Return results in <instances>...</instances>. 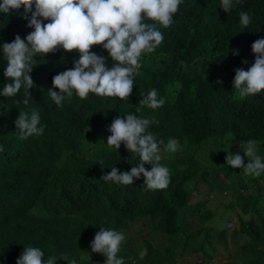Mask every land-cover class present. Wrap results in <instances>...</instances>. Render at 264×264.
Masks as SVG:
<instances>
[{
  "label": "trees",
  "instance_id": "16d2710c",
  "mask_svg": "<svg viewBox=\"0 0 264 264\" xmlns=\"http://www.w3.org/2000/svg\"><path fill=\"white\" fill-rule=\"evenodd\" d=\"M240 11L252 17L247 27L240 24ZM22 12L23 8L0 13V44L11 42L17 34L23 39L33 30L26 26ZM173 20L169 28L160 29L163 43L153 53L142 55L128 101L91 93L81 100L74 94L58 108L47 89L53 76L71 68L78 58L77 53L62 50L34 57L28 105L22 102L23 87L15 97L0 96V264H16L28 244L40 247L45 259L50 252L67 253L78 264H103L105 257L90 249L99 227L125 233L118 253L125 264H176L188 251L210 257L217 248L214 241L207 248L206 241L214 238L215 228L203 226L213 213L207 209V200L194 202L191 197L200 181L210 187L217 183L212 180L215 175L218 182H230L237 190L236 200L228 207L256 218L241 217L239 227L231 231L233 253L209 264H264V191H252L264 181V173L255 179L245 177L225 162L227 151H240L231 142L249 139L260 141L258 154L264 157V90L239 98L232 84L234 69L246 70L254 61L251 44L264 37V0H242L241 6L227 13L220 8V0H183ZM91 50L108 56L101 46ZM245 58L247 65L241 63ZM107 63L111 66L110 58ZM5 66L0 49V91L10 82L3 76ZM153 88L165 104L155 110L141 107L140 94ZM17 100L21 101L18 105ZM32 109L38 110L40 123L47 127L43 135L22 140L14 121L20 111ZM129 112L155 117L149 131L165 144L172 138L180 144L175 153H160V163L171 174L164 190H145L142 175L129 186L100 179L113 166L129 171L135 164L136 158L123 144L118 151L106 144L107 126L117 115ZM145 167L150 170L151 165ZM190 212L201 215L200 228L187 227ZM145 222L153 236L160 232L171 245L138 240L137 232L144 230ZM204 232L206 239L196 244ZM220 235L226 245L225 231ZM240 235L247 240L236 246ZM144 247L147 252L140 258Z\"/></svg>",
  "mask_w": 264,
  "mask_h": 264
},
{
  "label": "clouds",
  "instance_id": "9594fccd",
  "mask_svg": "<svg viewBox=\"0 0 264 264\" xmlns=\"http://www.w3.org/2000/svg\"><path fill=\"white\" fill-rule=\"evenodd\" d=\"M241 2L220 0V8L227 13L241 6ZM182 3L183 0H0V13L19 12L23 8L22 18L27 21L26 26L33 29L23 39L17 34L11 42L0 44L6 61L3 76L10 81L4 84L0 96L15 97L23 87L25 98L22 102L28 105L29 89L34 85L30 75L34 57L62 50L75 52L78 58L73 59L71 68L55 74L51 87L47 89L58 108H62L63 102L70 101L74 94L81 100H86L91 93L128 101L135 78L140 74L142 55L153 53L163 43L164 35L160 29H167L174 23L173 16ZM238 15L242 27L251 23L249 12L240 11ZM97 45L107 51V57L91 50ZM251 52L254 61L250 66L246 70L244 67L234 69L232 84L239 98L255 96L264 90V37L251 44ZM233 54L238 55L239 50L234 49ZM108 58L112 61L111 66L107 63ZM241 63L247 65L249 61L245 58ZM140 96L141 107L153 110L166 102L163 97H158L155 88ZM15 103L18 105L21 101ZM40 120L36 109L30 113L20 111L14 121L19 138L43 135L47 125H42ZM153 123H156L155 117H140L131 112L117 115L112 120L106 129L110 133L106 142L108 148L118 151L123 144L136 160L129 171L113 166L100 179L129 186L142 175L145 190H164L169 186L170 170L160 163V153L163 150L175 153L180 144L175 138L169 139L167 144L158 139L149 131ZM259 144L256 139L240 142V151L226 152V165L240 169L245 177L259 178L264 173V157L258 154ZM146 164L151 165L150 170ZM125 241L123 231L99 227L90 241L91 253L105 257L103 264H125L124 257L118 255ZM58 260L78 264L77 259L70 258L67 253L56 255L50 252L45 259V252L31 244L23 247L16 264H57Z\"/></svg>",
  "mask_w": 264,
  "mask_h": 264
},
{
  "label": "rangeland",
  "instance_id": "374dc122",
  "mask_svg": "<svg viewBox=\"0 0 264 264\" xmlns=\"http://www.w3.org/2000/svg\"><path fill=\"white\" fill-rule=\"evenodd\" d=\"M240 143V142H239ZM239 143H233L231 142V145L234 144L233 149L235 147H239ZM213 181L216 180L217 183H214L212 187L210 185L207 186V182L200 181L197 183L194 187L195 190L192 193L191 200L195 201H202L207 200V209L212 211L213 217L205 219V225L203 227H214L215 228V235L212 239L209 237V239L206 241L207 248H210L211 246L208 244L210 241H214L216 244L217 251L213 253V255L204 256L201 252L195 251V252H189L180 255L177 260L176 264H209V263H216L220 261L222 258H228L229 254H232L233 248L232 243H234V239L231 237V231L234 230V228H227L226 222L229 220H235L234 225L237 226V228L240 225V218H248L251 217L252 219L256 218L255 215H247V214H240L239 209L228 207V205L235 201L237 198V190H234V185L230 182H218V175H215L212 178ZM211 188V189H210ZM210 189V191H209ZM260 190L264 191V181L259 182L254 187H252V191ZM189 216V222L190 224L187 225L188 228L197 229L200 228L201 225V215L199 213L190 212ZM235 226V227H236ZM143 231L137 232V239L143 240L145 238L151 239L154 244L158 246H162L165 244L171 245V242L169 241L168 237L160 232H157L156 236H153V234L149 231V225L148 222H145L143 224ZM136 231V230H135ZM226 233V237L228 238L227 244L224 245L221 242L222 236L220 235L222 232ZM219 232V233H218ZM205 232L201 234L198 239L195 241L196 244L201 243L206 238ZM247 240V237H242L241 235L237 237V242L235 243L236 246L242 245ZM229 247V248H227ZM234 247V244H233ZM146 248V247H144ZM179 248V245H178ZM223 256V257H222ZM204 262V263H203Z\"/></svg>",
  "mask_w": 264,
  "mask_h": 264
},
{
  "label": "built area",
  "instance_id": "2783aa9c",
  "mask_svg": "<svg viewBox=\"0 0 264 264\" xmlns=\"http://www.w3.org/2000/svg\"><path fill=\"white\" fill-rule=\"evenodd\" d=\"M233 222H234L233 220H229L228 222H226V227H227V228H234L235 225H234Z\"/></svg>",
  "mask_w": 264,
  "mask_h": 264
},
{
  "label": "water",
  "instance_id": "95a60500",
  "mask_svg": "<svg viewBox=\"0 0 264 264\" xmlns=\"http://www.w3.org/2000/svg\"><path fill=\"white\" fill-rule=\"evenodd\" d=\"M147 252V249L146 248H143L139 254L140 258H144V254Z\"/></svg>",
  "mask_w": 264,
  "mask_h": 264
}]
</instances>
